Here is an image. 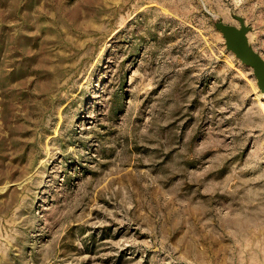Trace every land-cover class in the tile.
<instances>
[{
	"label": "rangeland",
	"instance_id": "obj_1",
	"mask_svg": "<svg viewBox=\"0 0 264 264\" xmlns=\"http://www.w3.org/2000/svg\"><path fill=\"white\" fill-rule=\"evenodd\" d=\"M264 0H0V264H264Z\"/></svg>",
	"mask_w": 264,
	"mask_h": 264
},
{
	"label": "water",
	"instance_id": "obj_2",
	"mask_svg": "<svg viewBox=\"0 0 264 264\" xmlns=\"http://www.w3.org/2000/svg\"><path fill=\"white\" fill-rule=\"evenodd\" d=\"M248 61L254 67L256 71V76L258 77L259 82L264 87V61L252 56H248Z\"/></svg>",
	"mask_w": 264,
	"mask_h": 264
}]
</instances>
